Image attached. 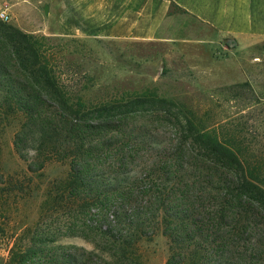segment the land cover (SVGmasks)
I'll list each match as a JSON object with an SVG mask.
<instances>
[{
	"label": "trees",
	"instance_id": "obj_1",
	"mask_svg": "<svg viewBox=\"0 0 264 264\" xmlns=\"http://www.w3.org/2000/svg\"><path fill=\"white\" fill-rule=\"evenodd\" d=\"M47 41L0 20V140L18 124L14 146L35 153L30 173L68 163L48 203L98 226L78 234L94 247L80 258L55 247L52 230L18 237L6 217L24 188L0 175V240L14 241L7 264H142L138 244L157 233L168 240L167 264H264V145L255 149L241 125L180 123L187 110L155 95L89 102L88 86L71 85ZM154 110L175 116L176 151L140 162L146 133L136 121Z\"/></svg>",
	"mask_w": 264,
	"mask_h": 264
},
{
	"label": "rangeland",
	"instance_id": "obj_2",
	"mask_svg": "<svg viewBox=\"0 0 264 264\" xmlns=\"http://www.w3.org/2000/svg\"><path fill=\"white\" fill-rule=\"evenodd\" d=\"M56 2L0 0V14L6 12L10 20L5 23L25 33L46 37L59 69L72 79L71 85L88 86L89 102L124 94L155 95L187 110V115H179L180 123L188 116L210 129L241 125L246 138L255 144L253 147H263L264 38L245 44L219 38L213 28L176 6L170 12L176 21L149 40L66 37L61 34ZM139 117L136 126L146 135L140 137L144 143L136 147L140 149L136 160L144 162L167 148L176 151L175 143L168 147L169 140L180 134L175 116L154 110ZM18 129L17 123L6 128L0 140V175L13 177L19 190L24 188L23 193L11 197L7 230L18 237L29 231L26 241L34 231L52 230L58 239L55 247L78 257L83 251H92L93 244L78 234L96 228L95 217L82 218L51 200L48 203L47 193L68 176L70 165L50 163L30 173L29 167L36 168L35 153L31 148L16 149ZM9 245L13 246L14 241L10 244L0 240V264L9 261ZM138 250L142 264H167L169 244L161 233L142 240ZM32 260L35 262V258Z\"/></svg>",
	"mask_w": 264,
	"mask_h": 264
},
{
	"label": "crops",
	"instance_id": "obj_3",
	"mask_svg": "<svg viewBox=\"0 0 264 264\" xmlns=\"http://www.w3.org/2000/svg\"><path fill=\"white\" fill-rule=\"evenodd\" d=\"M61 34L142 41L176 21L173 6L238 43L264 38V0H56ZM174 23V22H173Z\"/></svg>",
	"mask_w": 264,
	"mask_h": 264
},
{
	"label": "built area",
	"instance_id": "obj_4",
	"mask_svg": "<svg viewBox=\"0 0 264 264\" xmlns=\"http://www.w3.org/2000/svg\"><path fill=\"white\" fill-rule=\"evenodd\" d=\"M0 19L3 21V22H8L10 20V16L6 13V12H2L0 14Z\"/></svg>",
	"mask_w": 264,
	"mask_h": 264
}]
</instances>
